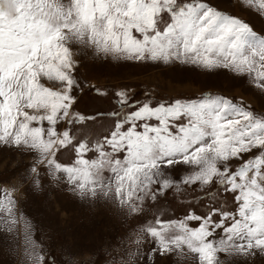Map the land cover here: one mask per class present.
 I'll return each mask as SVG.
<instances>
[{
  "label": "snow or ice",
  "instance_id": "obj_1",
  "mask_svg": "<svg viewBox=\"0 0 264 264\" xmlns=\"http://www.w3.org/2000/svg\"><path fill=\"white\" fill-rule=\"evenodd\" d=\"M242 5L264 15V0H242ZM68 34L80 43L87 37L97 53L124 55L128 60L178 62L209 72L229 70L247 76L261 91L264 36L207 0H71L67 8L61 0H0V142L8 144L11 137L9 146L23 143L39 151L41 160L50 153L49 177L64 174L70 185L80 189L81 197L86 186L94 185L93 169L117 175L119 199L125 182L135 185L143 176L141 190L154 183L153 169L193 166L198 169L193 175L164 180L157 193L166 195L173 184L176 192L182 190L181 184L195 186L200 196L189 202L205 199L208 211L189 209L183 221L157 217L148 231L160 254L167 251L163 233L171 227L189 234L187 242L200 254L202 264H214V237H223L221 243L238 239L240 249L264 252V116L226 97L205 95L153 104L130 102L125 93H117L125 110L110 114L115 123L103 142L89 148L85 138L75 145L70 164L56 159L74 140L70 130L56 129L75 102L71 93L76 85L64 71H75L65 43ZM41 77L63 82L67 92L43 87ZM44 108L49 109L46 118L32 115ZM78 121L84 122L82 117ZM89 153H94L92 158ZM232 160L243 163L232 170ZM39 184L37 178L35 186ZM88 190L95 195L94 186ZM228 196L234 208L229 207ZM6 198L7 207L0 200V211L7 213V219L0 218V227L19 237L21 222L13 216L11 193ZM140 200L143 203V197ZM30 229V224L23 225L24 255L31 264H44ZM136 255L130 252L129 259ZM148 260L154 264L152 253Z\"/></svg>",
  "mask_w": 264,
  "mask_h": 264
},
{
  "label": "rangeland",
  "instance_id": "obj_2",
  "mask_svg": "<svg viewBox=\"0 0 264 264\" xmlns=\"http://www.w3.org/2000/svg\"><path fill=\"white\" fill-rule=\"evenodd\" d=\"M65 8L71 0H61ZM213 7L228 15L238 17L248 23L253 30L264 36V15L242 5V0H207ZM70 49L74 72H68L75 87L71 95L75 98L68 115L56 125L58 132L70 130L74 137L72 145L57 153L56 159L70 164L74 159L76 144L87 138L89 148L102 143L115 123L111 113L123 112L117 93L123 92L130 102L150 101L172 102L175 100L199 99L205 95H220L238 105L264 116V91L249 82L247 76H237L225 69L209 72L178 62L128 60L124 55L97 53L95 45H90L87 37L83 43L68 34L65 41ZM43 87L58 93H66L67 86L60 81L41 77ZM131 111V109H128ZM44 119L49 109H37L32 113ZM83 118V123L79 118ZM44 127L48 125L45 123ZM0 142V200L8 206L6 193H11L13 216L20 220L21 235L0 227V264H31L24 255L23 225H31L37 250L44 256V264H151L148 254L152 253L154 264H202L200 254L192 250L187 242L189 234L177 227L163 233L167 251L161 255L159 245L150 236L148 229L155 227L157 217L168 221H183L189 209L204 214L208 208L205 199L189 202L194 195L195 186L181 184L182 190L176 192V185L159 196L157 190L164 180L179 181L182 176L193 175L198 169L193 166L177 165L174 168L153 169L154 183L141 190L143 176L135 185L125 182V190L117 196L120 184L117 175L107 169H93L94 185L80 189L57 174L56 179L48 175L47 162L51 154L41 160L37 150ZM94 153H89L92 158ZM247 159V157H245ZM243 162L230 161L235 170ZM35 167L37 172H33ZM160 171L162 175H156ZM39 178V187L35 181ZM94 186L95 195L89 191ZM216 185L213 184L212 188ZM131 192V195H128ZM157 194L153 201L152 195ZM143 197V203L140 198ZM220 200L216 206L219 207ZM229 207L234 208L232 197H227ZM135 210V211H134ZM0 218L7 219V213L0 211ZM2 222V220H0ZM183 236L184 242L177 237ZM139 238V243H137ZM214 237V264H264V252L253 247L250 251L240 249L238 239L226 241ZM193 246H199L193 241ZM156 248L155 253L152 252ZM136 252L134 259L129 253Z\"/></svg>",
  "mask_w": 264,
  "mask_h": 264
}]
</instances>
